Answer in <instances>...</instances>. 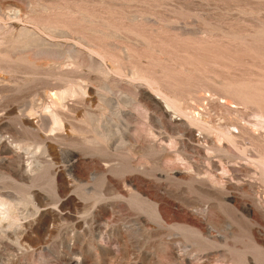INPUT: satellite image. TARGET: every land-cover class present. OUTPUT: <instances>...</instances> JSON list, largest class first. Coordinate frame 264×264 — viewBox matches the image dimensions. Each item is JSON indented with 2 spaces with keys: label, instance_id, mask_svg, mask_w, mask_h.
Wrapping results in <instances>:
<instances>
[{
  "label": "rangeland",
  "instance_id": "obj_1",
  "mask_svg": "<svg viewBox=\"0 0 264 264\" xmlns=\"http://www.w3.org/2000/svg\"><path fill=\"white\" fill-rule=\"evenodd\" d=\"M0 40V264H264L193 183L264 201V0H0Z\"/></svg>",
  "mask_w": 264,
  "mask_h": 264
},
{
  "label": "bare ground",
  "instance_id": "obj_2",
  "mask_svg": "<svg viewBox=\"0 0 264 264\" xmlns=\"http://www.w3.org/2000/svg\"><path fill=\"white\" fill-rule=\"evenodd\" d=\"M13 27V26H12ZM1 41V40H0ZM102 72H105V71H102ZM106 73V72H105ZM150 87H151V85H150ZM88 88V87H87ZM81 89V88H80ZM79 90V89H78ZM85 90V89H84ZM159 90V89H158ZM69 91H72V90H68V93H69ZM73 92H75V91H73ZM155 92V91H154ZM159 92V91H158ZM86 92H84L82 89L81 90H79V93L77 94V95H79V94H81V95H84ZM146 94H147V92H145ZM76 94V93H75ZM159 94V93H158ZM158 94H157V96H158ZM163 94V93H162ZM65 95H67V93H66V91H65V93H63L61 96H60V99H61V101H63V100H65L66 99V96ZM72 95V94H71ZM70 95V96H71ZM74 95V94H73ZM87 95V94H86ZM160 95V94H159ZM68 96V95H67ZM137 96V95H136ZM164 97H166L165 96V94L163 95ZM150 98V97H149ZM152 98V101L153 100H155V102L156 101H158L159 99L158 98H161V96H159L158 98H153V97H151ZM150 98V99H151ZM170 97H167V98H164V101H163V99L161 100H159L160 102H159V104H160V106L162 107V109H163V111H164V113H166V112H168L169 110L171 111V110H173L174 111V109L176 108L175 107V104L171 101L172 99H169ZM54 99V98H53ZM58 99V98H57ZM148 100V99H147ZM161 101H163L164 102V104L163 103H161ZM174 101V100H173ZM60 102V101H59ZM64 103H65V101H63V105H64ZM146 103V102H145ZM177 103V102H176ZM137 104H139V103H137ZM149 104V103H148ZM163 104V105H162ZM61 105V104H60ZM136 105V104H135ZM145 105V104H144ZM55 106H57L58 107V105H56L55 104ZM138 106V105H137ZM56 107V108H57ZM62 107V106H61ZM64 107V106H63ZM65 107H66V105H65ZM141 107V106H140ZM48 108V107H47ZM52 109H55V108H52ZM59 109V108H58ZM137 109H139L138 107H137ZM182 110V109H181ZM47 111V110H46ZM49 111H50V109H49ZM54 111V110H53ZM175 111H178V109L176 110L175 109ZM145 112V111H144ZM179 112V111H178ZM177 112V113H178ZM49 113V112H48ZM65 113V112H64ZM181 113V112H180ZM61 112H60V110L59 111H54V112H52L50 115V117H49V119H50V121H49V119L47 120V118H46V120L43 118L42 119V123L40 124V126H39V128L42 130H46V127L51 123V125L53 126L51 129H50V132H54L55 130H58V131H62V132H65L66 131V125L64 124V120H63V118H62V116H61ZM49 115V114H48ZM66 115V114H65ZM168 115V114H167ZM196 119V118H195ZM93 120V119H92ZM181 120V119H180ZM192 120V119H191ZM197 120V119H196ZM40 122V121H39ZM38 123V122H37ZM31 126H32V124H31ZM35 126V125H34ZM33 127V126H32ZM36 129V128H35ZM37 130V129H36ZM47 130H48V128H47ZM32 131V130H31ZM49 132V133H50ZM69 132V131H68ZM186 133H188L189 134V132H186ZM230 134V133H229ZM52 136V135H51ZM229 136H232V134H230ZM236 136V135H235ZM235 136H234V138H235ZM43 138V137H42ZM61 138H62V136H61ZM106 138V137H105ZM233 138V139H234ZM237 138V137H236ZM39 139V138H38ZM236 140V139H235ZM235 140H234V142H235ZM50 142H52V141H50ZM232 142V141H231ZM149 143V142H148ZM153 143H155V142H153ZM152 143V144H153ZM151 144V143H150ZM154 145V144H153ZM149 147V146H148ZM151 147H152V145H151ZM150 147V148H151ZM154 147V146H153ZM51 148V147H50ZM195 148V147H194ZM215 148V147H214ZM153 149V148H152ZM198 149H199V147H198ZM48 150V149H47ZM46 150V151H47ZM148 150V149H147ZM162 150V149H161ZM160 150V151H161ZM165 151V150H164ZM200 151V150H199ZM161 153H162V151H161ZM201 153V152H200ZM166 154V153H165ZM170 154V153H169ZM164 155V154H163ZM165 156V155H164ZM176 172V171H175ZM193 172V171H192ZM183 174V173H182ZM23 177V176H22ZM197 178V177H196ZM206 182V181H205ZM193 183L195 184H197V183H199L200 185H199V187L200 188H204L205 189V187L211 192V194H210V196H209V198L211 199V200H217V201H219V203H221V204H226V205H232L233 204V206H234V208H235V210H237V211H241V213L243 214V215H246V216H252V215H256V214H258L257 212H259V213H261V216L264 218V201L263 200H261L260 198H258V199H256V200H252L251 202V204H249L248 202L249 201H243V202H240V201H238V199H236V198H234L233 196H232V198H230V197H226V196H228V195H224V196H221L220 194H219V192L217 191V189H215V187H213L212 185L209 187V186H207L205 183H201V181H198V180H196V179H194L193 180ZM203 186H205V187H203ZM197 187V186H196ZM232 187V186H231ZM203 190V189H202ZM220 191V190H219ZM245 192V191H244ZM208 195V194H207ZM251 199V198H250ZM209 201V200H208ZM207 201V202H208ZM210 203V202H209ZM227 203H232V204H227ZM159 205V204H158ZM208 207H209V205H208ZM0 209H3V210H6V211H9V210H11V207L9 206V204H7L6 202H2V200H0ZM160 209H161V206H160ZM202 211H204L205 213L206 212H209L210 210H209V208L207 209V208H205L204 210H202ZM160 212V211H159ZM203 213V212H202ZM159 214V213H158ZM196 214H198L197 212H196ZM209 214V213H208ZM240 214V213H239ZM241 214V216H243ZM195 215V214H194ZM202 215H204V214H202ZM260 215V214H259ZM196 216V215H195ZM207 217V216H206ZM257 217V216H256ZM260 217V216H259ZM246 218V217H245ZM252 218V217H251ZM208 219V218H207ZM210 219V218H209ZM255 220V219H254ZM204 221V220H203ZM199 222V221H198ZM201 222V221H200ZM209 222V221H208ZM258 222V221H257ZM193 223V222H192ZM207 223V222H206ZM195 231V230H194ZM199 233V235L200 234H202L203 232H200V231H198ZM203 235H204V233H203ZM202 235V236H203ZM209 238V237H208ZM210 238H212V237H210ZM204 240V239H203ZM211 243V242H210ZM212 243H216V242H213V240H212ZM215 247V246H214ZM207 248V247H206ZM248 255H246V254H240L239 255V257L236 259V261H235V264H254V262L251 260V259H249L248 257H247ZM197 257V256H196ZM210 259V258H209ZM193 260V259H192ZM205 260V259H204ZM203 261V260H202ZM207 261V260H206ZM202 263V262H201ZM204 263V262H203Z\"/></svg>",
  "mask_w": 264,
  "mask_h": 264
}]
</instances>
